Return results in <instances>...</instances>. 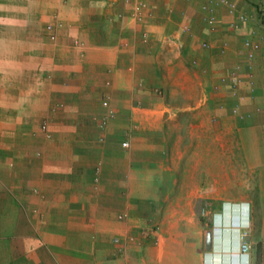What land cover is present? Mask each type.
Instances as JSON below:
<instances>
[{
	"label": "crops",
	"instance_id": "1",
	"mask_svg": "<svg viewBox=\"0 0 264 264\" xmlns=\"http://www.w3.org/2000/svg\"><path fill=\"white\" fill-rule=\"evenodd\" d=\"M263 3L0 0V264H264Z\"/></svg>",
	"mask_w": 264,
	"mask_h": 264
},
{
	"label": "built area",
	"instance_id": "2",
	"mask_svg": "<svg viewBox=\"0 0 264 264\" xmlns=\"http://www.w3.org/2000/svg\"><path fill=\"white\" fill-rule=\"evenodd\" d=\"M229 5H230V7L232 9H234V5L233 4H229ZM139 8L140 7H138V9ZM257 13H258L259 23H260L261 29L264 32V3L257 5ZM240 19L243 20V21H245L247 18H246L245 15H242L240 17ZM209 21L212 22L213 21V18H210ZM247 44L252 45L255 50L260 49V46H261L260 43H259V41H253V40H250V39L247 40ZM203 46L204 47L208 46V43L207 42H204L203 43ZM250 57H252V58L254 57L253 51L250 53ZM231 84H232V86L235 87V86H237L238 81L235 78H233V81L231 82ZM105 104H108V103L105 102ZM112 115H113V110H110V116H112ZM124 145L127 146L128 145V142H124ZM248 248H249L248 243L245 240H243V242L241 244L242 252H247Z\"/></svg>",
	"mask_w": 264,
	"mask_h": 264
},
{
	"label": "rangeland",
	"instance_id": "3",
	"mask_svg": "<svg viewBox=\"0 0 264 264\" xmlns=\"http://www.w3.org/2000/svg\"><path fill=\"white\" fill-rule=\"evenodd\" d=\"M105 102H107L108 104H105ZM102 105H103V107H105L106 109H107V112L109 113V115H110V110H112L111 109V107H110V103H109V100L108 99H103V101H102ZM114 112V111H113ZM124 142H128V145L127 146H125L124 145ZM205 143L207 142V140L205 139V141H204ZM195 146H193L192 147V150H191V154L193 155V154H195V155H198V154H206V153H213L214 151H213V145H203V146H197V140H195ZM164 144V152H163V155H164V158L166 159H169V158H171V156H172V149H173V147L171 146V145H167L165 142L163 143ZM129 145H130V140L129 139H125L124 141H123V147H126V148H128L129 147ZM183 151V147L182 146H180L179 147V154H181V152ZM175 152H177V151H175ZM206 152V153H205ZM175 154V153H174ZM164 165L166 166V163H164ZM179 165H182V163L180 162L179 163Z\"/></svg>",
	"mask_w": 264,
	"mask_h": 264
},
{
	"label": "clouds",
	"instance_id": "4",
	"mask_svg": "<svg viewBox=\"0 0 264 264\" xmlns=\"http://www.w3.org/2000/svg\"><path fill=\"white\" fill-rule=\"evenodd\" d=\"M244 204H237V206H243ZM249 211V209L247 210V212ZM245 212L244 214V219L245 220H240L238 222L235 223L234 229L237 231H241V229L246 228L249 225V218H250V213Z\"/></svg>",
	"mask_w": 264,
	"mask_h": 264
},
{
	"label": "water",
	"instance_id": "5",
	"mask_svg": "<svg viewBox=\"0 0 264 264\" xmlns=\"http://www.w3.org/2000/svg\"><path fill=\"white\" fill-rule=\"evenodd\" d=\"M213 237H212V234H209V237H208V248H211L212 245H213Z\"/></svg>",
	"mask_w": 264,
	"mask_h": 264
}]
</instances>
